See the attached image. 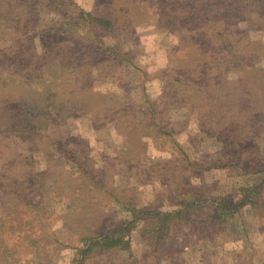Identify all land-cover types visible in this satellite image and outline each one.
Instances as JSON below:
<instances>
[{
    "label": "rangeland",
    "instance_id": "obj_1",
    "mask_svg": "<svg viewBox=\"0 0 264 264\" xmlns=\"http://www.w3.org/2000/svg\"><path fill=\"white\" fill-rule=\"evenodd\" d=\"M263 180L264 0H0V264H264Z\"/></svg>",
    "mask_w": 264,
    "mask_h": 264
},
{
    "label": "trees",
    "instance_id": "obj_2",
    "mask_svg": "<svg viewBox=\"0 0 264 264\" xmlns=\"http://www.w3.org/2000/svg\"><path fill=\"white\" fill-rule=\"evenodd\" d=\"M55 3L57 4V1L53 2V4H55ZM175 17H176V14H175ZM204 17H207V16H204ZM87 18H88V23L87 24L90 25V26H101V27L104 26L106 28H112L113 27V29H116L115 22L114 21L112 22L107 17L97 16V15L94 16L93 14L88 13L86 15V20H87ZM205 21L208 22V21H211V20H210V18L207 17V18H205L204 22ZM213 21L216 22V20H212V22ZM181 25L183 27V23L182 22H181ZM184 27H187V26H184ZM187 29H189L190 34L188 36L182 38L183 42L193 41L194 37L196 35L198 36V33L200 32L199 30L198 31H194V30H192L191 28H188V27H187ZM207 29L210 30L209 27H207ZM201 30H203V29H201ZM221 33H222L221 31L214 29L211 32H209V34H206V36L208 38L210 37L211 41H212V39H214L217 42H221L224 45L223 42L225 41V38L220 36V35H222ZM119 53H121V52H119ZM234 55H237V54L234 53ZM174 72H175V69H173V72H171V73H174ZM169 76H170V74H169ZM176 81H179V77H177L176 74L175 75L172 74L171 77L167 79V85L165 87V91H168L171 94V97L178 93V91L176 89V86H175V82ZM166 88H169V89L166 90ZM145 101L151 107L152 119H153L155 114H157V106L155 105V103L152 100H150L148 98L147 94H145ZM41 119H42L41 116L37 115V126L40 129L42 128ZM263 185H264V180L262 182H260L259 184L253 185L250 188H248V192L247 193L250 194V195L251 194L252 195H258L262 191V189L264 187ZM211 205H212L213 210H214L213 220L217 221V223H220V224L221 223H225V222H227L230 219V217H233V214L230 213L228 207L224 206L222 202H218L217 204H215V202L213 201V203ZM94 241L95 240L90 241L91 244H89L90 245L89 249L92 248V247H95V246H99V245L103 246L104 248H113V247H116V246H119V245H123L125 243V240H123V236H119V237H116V238L106 237V238H103V240H97L95 242ZM79 255L80 256H79L78 260L73 262L72 264H81L82 262H84V260L87 257V252L85 250H80Z\"/></svg>",
    "mask_w": 264,
    "mask_h": 264
}]
</instances>
